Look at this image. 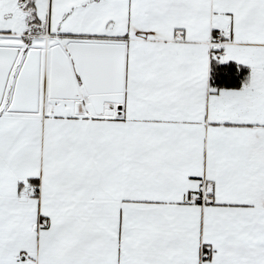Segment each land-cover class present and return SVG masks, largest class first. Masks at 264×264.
<instances>
[{
	"label": "snow or ice",
	"instance_id": "6c2138e0",
	"mask_svg": "<svg viewBox=\"0 0 264 264\" xmlns=\"http://www.w3.org/2000/svg\"><path fill=\"white\" fill-rule=\"evenodd\" d=\"M0 264H264V0H0Z\"/></svg>",
	"mask_w": 264,
	"mask_h": 264
}]
</instances>
